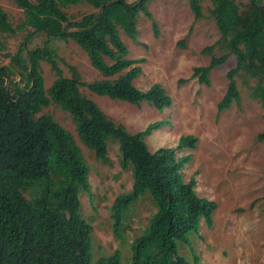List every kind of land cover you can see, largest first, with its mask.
I'll use <instances>...</instances> for the list:
<instances>
[{"label": "trees", "instance_id": "obj_1", "mask_svg": "<svg viewBox=\"0 0 264 264\" xmlns=\"http://www.w3.org/2000/svg\"><path fill=\"white\" fill-rule=\"evenodd\" d=\"M23 14L15 27L0 7V33H25L24 44L9 66L0 65V264H91L90 238L93 228L80 213L79 194L92 198L89 168L73 136L43 109L56 105L71 117L78 141L93 152L97 162L108 164V141L117 142L120 165L130 168L132 190L115 199L111 208L114 235L121 231L130 207L149 197L156 212L143 234L132 245L131 264H190L177 255V242L197 233L201 222L212 225L215 202L199 197L196 180L184 179L183 168L195 150L197 139L180 138L176 149L160 148L151 153L144 141L156 123L130 134L116 124L81 91L113 101L139 106L147 103L162 112L172 105L166 90L154 84L142 92L133 86L141 73V61L128 58V48L119 29L137 42V17L143 13L156 24L147 8L150 0H10ZM209 1L219 40L202 53L211 56L206 67H197L192 78L209 85V74L233 56L235 67L226 74L227 88L218 111L239 104L236 78L245 84L255 80L252 97L264 110V0H189L195 20L203 17L202 3ZM93 9L80 19L67 14L73 6ZM72 41L85 52L91 66L102 77L84 83L77 69L67 66L64 77L56 63V50L49 40L26 50L34 37ZM217 49L220 56H213ZM47 63L55 79L46 89L40 63ZM18 76V81H15ZM264 142V133L256 137ZM264 205V198H263ZM96 264H120L117 255Z\"/></svg>", "mask_w": 264, "mask_h": 264}, {"label": "rangeland", "instance_id": "obj_2", "mask_svg": "<svg viewBox=\"0 0 264 264\" xmlns=\"http://www.w3.org/2000/svg\"><path fill=\"white\" fill-rule=\"evenodd\" d=\"M124 1L131 4L137 0ZM0 7L14 27L23 19L22 12L10 0H0ZM147 8L156 24V33L151 21L139 13L137 42L121 29L119 35L128 48V58L141 61L137 64L141 73L133 86L146 92L154 84L161 85L172 100L171 107L160 112L144 102L135 106L94 95L85 87L80 91L130 134L160 123L161 127L144 139L151 153L160 148L176 149L183 136L197 139L195 150L176 153L178 157L192 155L183 168L184 179L188 182L194 177L198 196L215 202L217 209L211 226L201 222L197 233L186 242H177L179 257L190 264H264V142L256 141L257 135L264 133V110L251 95L256 81L244 84L242 78H236L240 102L219 112L218 103L227 88L226 74L235 67L234 57L210 72L209 85L192 78L194 68L206 67L210 62L211 56L202 51L220 37L209 16L211 3H202L203 17L199 20H195L189 0H150ZM90 12L93 9L87 5L67 9L74 19ZM24 37L25 33H0V65L9 66L6 55H15L24 44ZM46 40L56 50V63L64 77H70L67 66H73L84 83L102 78L85 52L72 41L47 39L40 34L25 44L26 50L41 47ZM212 54L218 57L222 53L214 49ZM40 67L47 89L55 76L47 63L41 62ZM40 115L50 116L73 136L89 168L92 198L81 192L79 201L81 216L93 228L89 244L91 264L113 255L118 256L120 264H131L132 245L143 234L156 209L149 197L141 198L126 213L121 237L114 235L111 208L115 199L129 193L133 186L130 168L124 170L120 165L117 142L108 141L109 162L102 164L78 141L71 117L58 106L52 104Z\"/></svg>", "mask_w": 264, "mask_h": 264}]
</instances>
